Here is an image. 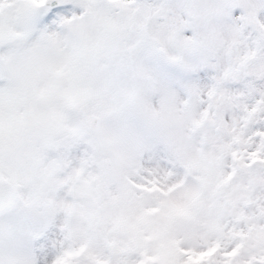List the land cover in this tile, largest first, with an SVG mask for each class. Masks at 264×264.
Listing matches in <instances>:
<instances>
[{
  "label": "snow or ice",
  "instance_id": "1",
  "mask_svg": "<svg viewBox=\"0 0 264 264\" xmlns=\"http://www.w3.org/2000/svg\"><path fill=\"white\" fill-rule=\"evenodd\" d=\"M0 264H264V0H0Z\"/></svg>",
  "mask_w": 264,
  "mask_h": 264
}]
</instances>
